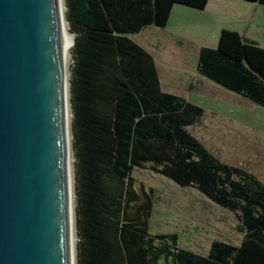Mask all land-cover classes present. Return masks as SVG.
<instances>
[{
    "label": "trees",
    "instance_id": "1",
    "mask_svg": "<svg viewBox=\"0 0 264 264\" xmlns=\"http://www.w3.org/2000/svg\"><path fill=\"white\" fill-rule=\"evenodd\" d=\"M264 4V0H247ZM208 0H64L74 42L69 92L76 264H264V182L221 161L188 129L204 109L164 91L153 55L132 35L166 26L174 5ZM235 39L224 31L223 39ZM236 41H238L236 39ZM201 45L199 75L264 108V48L243 39ZM149 169L234 213L238 243L214 238L207 250L178 246L177 232L152 233L153 201L132 175Z\"/></svg>",
    "mask_w": 264,
    "mask_h": 264
},
{
    "label": "water",
    "instance_id": "2",
    "mask_svg": "<svg viewBox=\"0 0 264 264\" xmlns=\"http://www.w3.org/2000/svg\"><path fill=\"white\" fill-rule=\"evenodd\" d=\"M67 47L60 0H0V264H72Z\"/></svg>",
    "mask_w": 264,
    "mask_h": 264
},
{
    "label": "rangeland",
    "instance_id": "3",
    "mask_svg": "<svg viewBox=\"0 0 264 264\" xmlns=\"http://www.w3.org/2000/svg\"><path fill=\"white\" fill-rule=\"evenodd\" d=\"M210 1V10L174 5L165 31L155 35L161 42L157 51L161 88L204 109L203 116L188 129L209 151L223 162L244 167L264 182V108L199 75L195 69L199 44L218 47L222 42L232 43L240 57H244L239 46L243 39L263 49L264 4ZM229 29L236 38L226 36L221 41ZM131 37L139 43L140 36ZM132 175L139 190L149 192L153 201L150 232L175 231L178 246L202 253L214 238L233 243L241 240L234 213L194 188L179 187L149 169H135Z\"/></svg>",
    "mask_w": 264,
    "mask_h": 264
},
{
    "label": "bare ground",
    "instance_id": "4",
    "mask_svg": "<svg viewBox=\"0 0 264 264\" xmlns=\"http://www.w3.org/2000/svg\"><path fill=\"white\" fill-rule=\"evenodd\" d=\"M60 13L62 25V37L68 46L64 59V86L67 107V127H68V145L70 160V181H71V231H72V264H76V230H75V200H74V177H73V152H72V133H71V109H70V92H69V74H70V49L73 42V34L68 29L65 18L64 0H60Z\"/></svg>",
    "mask_w": 264,
    "mask_h": 264
},
{
    "label": "crops",
    "instance_id": "5",
    "mask_svg": "<svg viewBox=\"0 0 264 264\" xmlns=\"http://www.w3.org/2000/svg\"><path fill=\"white\" fill-rule=\"evenodd\" d=\"M211 4H212L211 1L208 0V3L206 4L204 10H210L208 8L211 7ZM173 7H172V9H173ZM172 9H171V11H172ZM170 15H171V12H170ZM170 15H169V17H170ZM168 22H169V18H168L167 23ZM165 28H166V26L163 28L154 27V26H147L146 28H143L140 32H138L137 34H134V35L140 36L139 44L141 46H143L148 52H150L153 55L154 60H155V65L157 68V72H158V76H159L160 85H161V80H160V72H159V68H158V67H160V63L158 61L157 55H159V54L157 53V51H158V48L160 47L161 42H160V39L157 38L158 36L156 37L155 35L159 34L161 32V30L165 31ZM201 45L202 44H199V46H201ZM199 46L197 47V49L199 48ZM205 46H207V45H205ZM198 80H200V79H198ZM165 85L168 86L167 83H165Z\"/></svg>",
    "mask_w": 264,
    "mask_h": 264
}]
</instances>
